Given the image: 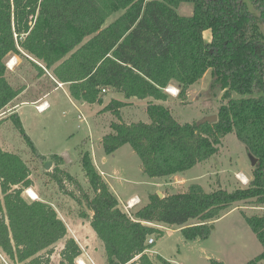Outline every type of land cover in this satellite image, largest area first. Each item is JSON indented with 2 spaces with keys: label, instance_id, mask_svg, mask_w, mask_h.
I'll list each match as a JSON object with an SVG mask.
<instances>
[{
  "label": "trees",
  "instance_id": "1",
  "mask_svg": "<svg viewBox=\"0 0 264 264\" xmlns=\"http://www.w3.org/2000/svg\"><path fill=\"white\" fill-rule=\"evenodd\" d=\"M249 2L252 9L246 0H0V113L23 91L8 82L5 59L24 53L41 62L57 82L68 84L74 101L101 104L102 90L127 101L150 99L148 123L116 121L127 101L112 99L100 111L116 119L102 137L103 153L112 155L129 145L149 178L183 173L207 161L229 133L256 160L246 187L206 192L191 184L185 192L162 198L153 193L128 215L89 152L81 153L92 197L84 196L80 217L101 242L106 264H154L147 252L153 244L147 241L163 232L148 223L181 227L196 220L180 232L187 240L204 239L208 223L235 203L255 200L264 206V0ZM183 4L191 5V15L178 13ZM207 72L210 91L223 92L225 101L216 121L179 123L162 104L168 99L165 89L175 83L184 98ZM8 119L36 152L18 115ZM51 157L62 164L59 155ZM30 175L17 153L0 149V250L13 264H50L53 247L66 237L67 228L50 203L23 197L33 184ZM57 184L63 188L59 180ZM243 218L263 249L246 264L264 263V213ZM59 255L60 264H74L81 249L69 238ZM156 260L171 264L159 255Z\"/></svg>",
  "mask_w": 264,
  "mask_h": 264
},
{
  "label": "rangeland",
  "instance_id": "2",
  "mask_svg": "<svg viewBox=\"0 0 264 264\" xmlns=\"http://www.w3.org/2000/svg\"><path fill=\"white\" fill-rule=\"evenodd\" d=\"M246 2L252 9L249 0ZM178 13L184 16L191 15V5H181ZM118 15L110 17L107 24ZM260 31L264 39V29L260 28ZM205 36L207 39L210 38V32L207 31ZM10 57L13 56L6 57V63L11 60ZM18 58L20 59L18 71L10 72L8 81L14 88L25 90L13 104L27 102L20 105L18 113L25 134L32 141L36 152H32L26 146L23 137L8 119L9 116L5 115V111L0 113V120L3 119L0 125V149L17 153L22 158L31 173L33 184L29 189L39 200L50 203L66 225L67 235L54 245L50 264H60L59 252L65 240L69 238L74 239L81 249V255L74 264L85 260L88 262L86 264H106L101 242L89 226L88 220L80 217L82 210L85 209L84 196L92 197L80 165V156L84 151L89 152L93 163L104 172V179L121 200L119 208L123 212L126 200L135 196L139 198V204L131 209L128 215H133L145 205L149 194L160 193L164 197L181 193L187 191L191 184L200 185L206 192L217 189L231 192L246 187L251 180L253 164L245 147L233 133L225 135L220 140L217 154L207 161L183 173L162 178L147 177L142 173L140 160L129 145L120 147L112 155L103 153L102 137L110 132L109 124L116 119L110 112L100 111L112 99L127 101L121 94L108 90L102 94L101 104L74 102L68 95L67 85L55 89V78L41 62L31 57ZM13 63L12 60L11 64ZM210 81V72H207L198 83L189 88L184 98L179 97V90L175 96L165 91L168 99L162 104L169 107L172 116L179 123H198L206 116H217L220 104L225 101L222 99L223 92L210 91ZM40 95L45 96L40 104L45 101L47 103V108L43 112L35 109V105L38 106L39 103L35 105L31 103L34 96ZM148 101L150 99L131 101L121 110L120 119L116 121L124 124L140 121L148 123L149 118L145 112ZM79 115L82 116L81 121L78 119ZM54 154L62 158V164L58 165L52 159L51 156ZM47 162L50 163V167L45 169ZM245 177L247 182L243 184L241 180L245 182ZM58 180L63 188L57 184ZM26 190L23 197L31 201ZM263 213L264 206L256 204L255 200L237 202L223 211L218 219L208 223L210 231L206 238L194 240L185 239L180 230L197 224L196 220H190L181 227L151 223L162 231L163 235L151 236L154 243L147 252L154 264H160L156 260L157 255L172 264H210V260L224 264H246L262 253L263 249L246 224L243 214L249 217ZM0 264H13L1 250Z\"/></svg>",
  "mask_w": 264,
  "mask_h": 264
},
{
  "label": "crops",
  "instance_id": "3",
  "mask_svg": "<svg viewBox=\"0 0 264 264\" xmlns=\"http://www.w3.org/2000/svg\"><path fill=\"white\" fill-rule=\"evenodd\" d=\"M206 33L207 32H205L204 33V37H206L205 35H206ZM208 40H209V38H208ZM23 54V56L24 57H28V58H30L29 56H27L26 54H24V53H22ZM9 55H12L13 57H10L11 58V60H13V64H11V66L8 68L7 67V69H8V71L6 72V78H7V80H8V77H9V75H10V72H14L15 70H17L18 71V66H19V62H20V59L18 58V56L19 55H15V54H9ZM8 55V56H9ZM13 58V59H12ZM31 59V58H30ZM16 62V63H15ZM13 66V67H12ZM12 67V68H11ZM9 83H10V85H11V82L10 81H8ZM55 83H56V87H55V89H59V88H63L64 86H68V84H61V86L59 87L58 85H59V83L55 80ZM12 86V85H11ZM170 88H173V89H176V90H178V87L176 86V84L175 83H172V84H170ZM13 87V86H12ZM23 92H25V90H23L5 109H4V111H5V115L8 117V116H10L11 114H16V115H18V117H19V113H18V109H19V107H20V105H22V104H26L27 102H20V103H17V104H13V102H15L18 98H20L21 96H22V94H23ZM188 92H189V90H188ZM68 95H69V93H68ZM45 98V96L44 97H42V95H40V96H34L33 97V100H32V104H34L35 105V103H41L42 101H43V99ZM133 100H136V99H130V100H128L129 102L128 103H130L131 101H133ZM46 102V101H45ZM75 102V101H74ZM19 119H20V117H19ZM102 161H104V160H102ZM95 165V164H94ZM95 168H96V170L98 171V173L101 175V172L103 173V175L101 176L102 178H103V180H104V182L108 185V187H109V189L111 190V192L113 193V195L117 198V196L115 195V193L113 192V189H112V187L108 184V182L104 179V172L103 171H101L96 165H95ZM246 178V177H245ZM247 179V178H246ZM136 197V196H135ZM131 198H134V197H131ZM131 198H129V199H131ZM136 198H138V197H136ZM139 199V198H138ZM37 200H39V198L37 199ZM117 200H118V202L120 201L121 202V200H119L118 198H117ZM127 201V200H126ZM148 225H150V226H152L151 225V223H148ZM102 245V244H101ZM85 264L86 263H88L87 262V260H85V261H83ZM171 263V262H170ZM172 264V263H171Z\"/></svg>",
  "mask_w": 264,
  "mask_h": 264
},
{
  "label": "built area",
  "instance_id": "4",
  "mask_svg": "<svg viewBox=\"0 0 264 264\" xmlns=\"http://www.w3.org/2000/svg\"><path fill=\"white\" fill-rule=\"evenodd\" d=\"M11 61L12 60H10L8 63H6V67H10V64H11ZM59 87L61 86V83H59V85H58ZM165 91H166V93H169L170 95H173V96H175V95H177L178 94V90H176V89H173V88H167V89H165ZM102 93H105V90H102L101 91ZM177 93V94H176ZM46 103V102H45ZM47 104V103H46ZM47 108V107H46ZM35 109L38 111V112H43L44 110H43V107H42V105L40 104V105H35ZM78 119L81 121L82 120V116L81 115H79L78 116ZM241 182L243 183V184H245L246 182H247V180H246V178H245V182H244V180L242 179L241 180ZM31 199V198H30ZM31 200H33V199H31ZM139 202H140V200L138 199V198H136V197H134V198H131V199H129L128 201H126V203L123 205L124 206V209H125V212L126 213H129V211L131 210V209H133L136 205H138L139 204ZM147 243L148 244H153L154 243V239L153 238H150L148 241H147Z\"/></svg>",
  "mask_w": 264,
  "mask_h": 264
},
{
  "label": "water",
  "instance_id": "5",
  "mask_svg": "<svg viewBox=\"0 0 264 264\" xmlns=\"http://www.w3.org/2000/svg\"><path fill=\"white\" fill-rule=\"evenodd\" d=\"M216 121V116H206L205 118H203L200 122H198V124H204V123H213V122H215ZM248 156L250 157V159H251V162H252V164L254 165L255 164V162H256V160L252 157V156H250L249 154H248ZM50 167V163L49 162H47L46 164H45V169H48ZM157 195H158V197L159 198H162V195L160 194V193H157ZM88 214L89 215H92V213L90 212V211H88ZM211 227H213V226H211Z\"/></svg>",
  "mask_w": 264,
  "mask_h": 264
},
{
  "label": "bare ground",
  "instance_id": "6",
  "mask_svg": "<svg viewBox=\"0 0 264 264\" xmlns=\"http://www.w3.org/2000/svg\"><path fill=\"white\" fill-rule=\"evenodd\" d=\"M41 105L43 107V110L46 109V107H47L46 103H42ZM26 193L31 199H33V200H37L38 199L37 195L31 189H27ZM78 264H84V263L80 261V262H78Z\"/></svg>",
  "mask_w": 264,
  "mask_h": 264
}]
</instances>
